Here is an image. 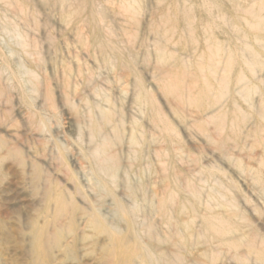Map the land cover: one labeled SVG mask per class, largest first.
Segmentation results:
<instances>
[{"label":"rangeland","instance_id":"rangeland-1","mask_svg":"<svg viewBox=\"0 0 264 264\" xmlns=\"http://www.w3.org/2000/svg\"><path fill=\"white\" fill-rule=\"evenodd\" d=\"M0 264H264V0H0Z\"/></svg>","mask_w":264,"mask_h":264},{"label":"bare ground","instance_id":"bare-ground-1","mask_svg":"<svg viewBox=\"0 0 264 264\" xmlns=\"http://www.w3.org/2000/svg\"><path fill=\"white\" fill-rule=\"evenodd\" d=\"M96 154H97V150H95L94 153H91L89 155L90 160L93 162V168H94L95 172H97V174L100 175V176L113 177L114 175H112L113 174V170H112L111 163L108 162L106 159L98 160L97 157H96ZM58 203L60 204V202H58ZM118 211H119V213L121 215L126 216L128 218V220L131 222L130 225L133 227L132 212H127L126 209L124 207H122L121 205L118 206ZM209 223H210V221L207 222V224H209ZM211 223L214 224L215 222L211 221ZM214 230L216 232H219V230H217L216 228ZM42 234H43V232H42L40 227H37V226L33 227V237H34L35 241H38L42 237ZM119 241H120V246H124L125 243H127L126 240H122V241L119 240ZM37 248H38L39 251L42 250L41 246H40V243H38ZM140 250L143 252L142 248H140Z\"/></svg>","mask_w":264,"mask_h":264}]
</instances>
